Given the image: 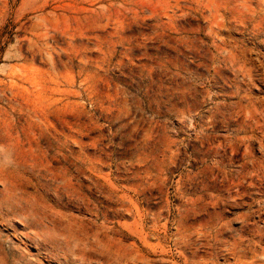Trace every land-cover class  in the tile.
<instances>
[{
  "label": "rangeland",
  "instance_id": "1",
  "mask_svg": "<svg viewBox=\"0 0 264 264\" xmlns=\"http://www.w3.org/2000/svg\"><path fill=\"white\" fill-rule=\"evenodd\" d=\"M9 4L0 264H264V116L209 34L214 12L227 40L248 26L261 110L264 16L243 0Z\"/></svg>",
  "mask_w": 264,
  "mask_h": 264
},
{
  "label": "bare ground",
  "instance_id": "2",
  "mask_svg": "<svg viewBox=\"0 0 264 264\" xmlns=\"http://www.w3.org/2000/svg\"><path fill=\"white\" fill-rule=\"evenodd\" d=\"M255 2L257 3L258 0H243V8L250 14L248 16V20L250 23L253 21V14L256 13L259 16H264V8L260 7L257 9L253 6ZM10 10L11 7L9 4V0H0V16H2L3 14H7ZM219 18H221V16L214 12L213 14H211L209 19V21L212 20V25L209 32L212 43L214 44V47L219 56L222 58V61L225 64H229L234 69V71H236L237 75L241 77V83L235 85L237 94L241 96V99H246L247 101H249V106L254 112L264 116V103L262 105L263 108L260 110V108L257 107L256 103L251 99L252 97H250L248 93V90L252 89V87L255 86L254 76L257 72V69H255V67H253L244 58V53L242 51V46L245 44L243 36L248 26H245L244 29H237L235 31V34H237L238 37H232L228 39L231 41V43H229L225 37L221 36L220 30L222 26L218 22ZM251 34L252 37L249 38L250 41H252L254 38L256 39V37L260 35L255 34L253 28L251 29ZM259 163L264 166L262 161H259ZM245 238L247 237H245L244 235H239V240L232 242L231 246L233 248L231 250L237 254V250H241V246Z\"/></svg>",
  "mask_w": 264,
  "mask_h": 264
}]
</instances>
